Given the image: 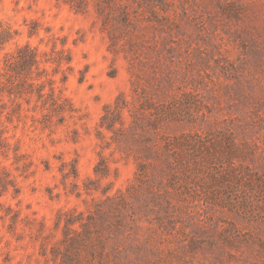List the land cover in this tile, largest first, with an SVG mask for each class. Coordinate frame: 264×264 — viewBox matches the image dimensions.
<instances>
[{
    "label": "rangeland",
    "instance_id": "rangeland-1",
    "mask_svg": "<svg viewBox=\"0 0 264 264\" xmlns=\"http://www.w3.org/2000/svg\"><path fill=\"white\" fill-rule=\"evenodd\" d=\"M0 264H264V0H0Z\"/></svg>",
    "mask_w": 264,
    "mask_h": 264
}]
</instances>
